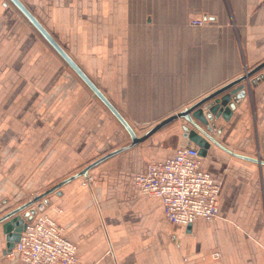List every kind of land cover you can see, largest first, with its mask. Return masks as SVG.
<instances>
[{
  "label": "crops",
  "instance_id": "crops-1",
  "mask_svg": "<svg viewBox=\"0 0 264 264\" xmlns=\"http://www.w3.org/2000/svg\"><path fill=\"white\" fill-rule=\"evenodd\" d=\"M22 1L62 45L66 35L83 36L85 26L92 25L96 63L111 66L119 78L125 75L118 66H126V72L135 66L131 69L142 81L146 74L156 75L147 86L157 100L145 104L148 108L143 111L173 114L264 60V0ZM195 19L204 23L192 24ZM124 78L130 88L128 77ZM249 82L245 98L216 135L233 152L264 160V79L255 85ZM169 115L153 121L147 130ZM166 126L140 147L92 168L94 185L85 184L83 176L63 185L61 194L53 192L46 210L77 244L78 264L82 257L99 261L110 257L111 264H150L151 255H169L149 248L151 236L166 231L179 246L170 254L174 264H264V164L212 143L203 168L221 184L219 216L212 221L197 219L190 232L167 219L160 198L136 186V174L149 162L189 146L182 130L171 132ZM171 135L178 139L174 142ZM95 198L119 207L113 212L106 205L98 212ZM104 235L109 248L96 242ZM6 242L0 226V264H24L13 249L6 251Z\"/></svg>",
  "mask_w": 264,
  "mask_h": 264
},
{
  "label": "rangeland",
  "instance_id": "rangeland-1",
  "mask_svg": "<svg viewBox=\"0 0 264 264\" xmlns=\"http://www.w3.org/2000/svg\"><path fill=\"white\" fill-rule=\"evenodd\" d=\"M85 28L83 36L66 35L64 47L125 115L137 134H144L153 121L169 115L143 111L148 108L145 104L157 100L147 86L156 75L146 74L142 81V76L131 69L135 66H130L127 72L126 66H118L129 79L130 88H126L125 76L119 78L111 66L96 63L93 26ZM181 122L179 119L167 126L171 132H180ZM171 139L175 142L178 137L171 135ZM130 141L124 126L19 9L10 0H0V214ZM91 181L94 185V180ZM52 196L55 193L50 195V201ZM49 205L38 211L49 212L46 210ZM106 205L113 212L119 207L109 200L101 202L95 198L98 212ZM158 215L151 212V216ZM168 233L151 236V252L165 250L169 255L165 258L151 255L150 264H174L170 254L179 246ZM96 242L98 246L110 247L106 235ZM100 259L82 257L80 261L112 263L110 257Z\"/></svg>",
  "mask_w": 264,
  "mask_h": 264
},
{
  "label": "water",
  "instance_id": "water-1",
  "mask_svg": "<svg viewBox=\"0 0 264 264\" xmlns=\"http://www.w3.org/2000/svg\"><path fill=\"white\" fill-rule=\"evenodd\" d=\"M28 19V21L39 31L53 49L64 59V61L76 72V74L85 82L91 89L93 94L98 97L117 120L124 126L131 137L130 143L113 149L99 158L87 164L84 168L75 174H72L61 181L57 182L45 191L36 194L33 198L23 202L22 204L12 207L11 209L0 214V226L6 235V251H11L16 242L20 239L22 231L26 228L29 221L40 209H44L50 204L49 195L53 192L61 194V187L72 180L81 176L87 177L92 168L104 162L110 157L123 152L129 148L148 139L162 127L182 119L180 126L183 136L187 139L189 146L196 145L199 148V154L204 157L207 155L211 144H215L225 148L238 156L250 159L264 164V160L258 157L247 156L233 152L226 148L217 138L216 134L222 132L224 121L230 120L238 105L245 98L247 93V83L255 85L260 80L264 79V73L261 70L264 68V60L251 69H248L240 76L224 83L218 88L198 98L190 105L182 110H179L169 116L156 122L143 135H138L133 125L119 110V108L111 101L107 94L98 86L91 76L83 69L76 59L65 49V47L57 40L51 31L41 22V20L28 8L22 0H10ZM259 76L252 78L255 74ZM251 79V80H250ZM6 202V200L4 201ZM192 229V224L186 228L187 232Z\"/></svg>",
  "mask_w": 264,
  "mask_h": 264
},
{
  "label": "built area",
  "instance_id": "built-area-1",
  "mask_svg": "<svg viewBox=\"0 0 264 264\" xmlns=\"http://www.w3.org/2000/svg\"><path fill=\"white\" fill-rule=\"evenodd\" d=\"M191 23L201 25L204 21L195 19ZM91 180L88 175L85 184ZM135 184L142 193L162 200L172 223L188 226L199 218L212 221L219 216L221 184L203 168V157L195 145L180 147L164 160L149 162L145 171L136 174ZM12 252L24 264L79 263L77 244L46 211H38L28 222Z\"/></svg>",
  "mask_w": 264,
  "mask_h": 264
}]
</instances>
